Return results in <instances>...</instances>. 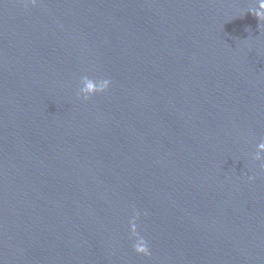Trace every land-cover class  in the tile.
Wrapping results in <instances>:
<instances>
[{
	"label": "water",
	"instance_id": "1",
	"mask_svg": "<svg viewBox=\"0 0 264 264\" xmlns=\"http://www.w3.org/2000/svg\"><path fill=\"white\" fill-rule=\"evenodd\" d=\"M254 7L0 0V91L169 264H264ZM84 75L111 86L78 98Z\"/></svg>",
	"mask_w": 264,
	"mask_h": 264
},
{
	"label": "clouds",
	"instance_id": "2",
	"mask_svg": "<svg viewBox=\"0 0 264 264\" xmlns=\"http://www.w3.org/2000/svg\"><path fill=\"white\" fill-rule=\"evenodd\" d=\"M25 7L31 3L33 6L36 5L37 0H22ZM258 7L249 8L247 12H251L260 21L258 27H264V0H257ZM111 86V80L108 78L93 79L87 75L80 78V87L77 92V96L82 97L84 100L90 99L92 96L98 93L106 92ZM252 159L259 162V168L264 171V139H261L255 146V152L252 154ZM249 180L255 179L254 176H249ZM140 213L134 211L132 218L129 220V230L131 238L134 240L132 244V249L138 255H143L146 257L151 256V250L148 241L139 235L137 230V219Z\"/></svg>",
	"mask_w": 264,
	"mask_h": 264
}]
</instances>
